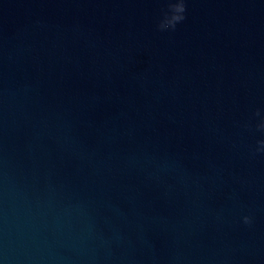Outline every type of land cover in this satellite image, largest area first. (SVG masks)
<instances>
[{"label": "water", "instance_id": "water-1", "mask_svg": "<svg viewBox=\"0 0 264 264\" xmlns=\"http://www.w3.org/2000/svg\"><path fill=\"white\" fill-rule=\"evenodd\" d=\"M169 2L0 0V264H264V0Z\"/></svg>", "mask_w": 264, "mask_h": 264}, {"label": "clouds", "instance_id": "clouds-1", "mask_svg": "<svg viewBox=\"0 0 264 264\" xmlns=\"http://www.w3.org/2000/svg\"><path fill=\"white\" fill-rule=\"evenodd\" d=\"M169 10L170 15L168 13L165 14L164 19L160 22L159 27L161 29L172 27L175 28L176 24L182 21L184 17V12L186 11L184 0H175V2H169ZM259 128L264 129V123L258 125ZM261 145H264V140L258 142ZM245 222H248L249 218L244 217Z\"/></svg>", "mask_w": 264, "mask_h": 264}]
</instances>
